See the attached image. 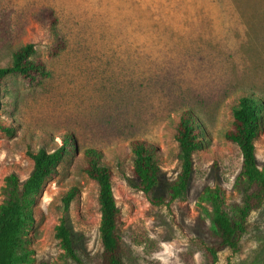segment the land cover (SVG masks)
Instances as JSON below:
<instances>
[{
    "label": "rangeland",
    "instance_id": "374dc122",
    "mask_svg": "<svg viewBox=\"0 0 264 264\" xmlns=\"http://www.w3.org/2000/svg\"><path fill=\"white\" fill-rule=\"evenodd\" d=\"M44 8L54 27L39 18ZM55 34L64 47L53 54ZM28 43L49 75L2 84L0 119L12 133L0 131V203L4 178L22 182L31 172L28 149L51 150L69 132L77 151L36 196L23 264H77L55 237L65 216L82 264L97 263L100 214L97 185L83 171L85 147L101 150L113 172L123 264H207L200 243L216 240L202 191L220 187L229 214L242 204L241 155L224 133L241 95L264 102V0H0V66ZM185 109L207 145L193 156L185 196L156 206L133 187L127 144L157 146L153 195L167 198L180 169L174 127ZM255 161L264 164V119ZM72 187L79 193L65 215L62 197ZM216 264H264V203L249 216L238 252L221 248Z\"/></svg>",
    "mask_w": 264,
    "mask_h": 264
},
{
    "label": "trees",
    "instance_id": "16d2710c",
    "mask_svg": "<svg viewBox=\"0 0 264 264\" xmlns=\"http://www.w3.org/2000/svg\"><path fill=\"white\" fill-rule=\"evenodd\" d=\"M38 16L48 26L54 27L56 24L55 16L47 8L40 9ZM63 47L62 37L55 34L50 52L56 54ZM34 53L33 44L28 43L12 51L9 63L0 66V108L5 78L17 77L31 84L48 77L49 72L44 63L34 57ZM231 117L230 126L224 137L238 148L241 155L242 204L234 207L232 214H229L225 210L220 187L205 188L202 191L200 199L211 205V226L213 239L216 240V243H200L207 264H216L218 252L223 247L229 248L233 254L238 252L249 216L264 203V164L258 168L255 161V142L264 119V102L246 92L231 106ZM201 128L196 115L190 109L179 113L173 139L178 148L180 169L168 186L167 198L153 195V189L161 173L157 146L143 138H132L128 142L132 159L130 173L133 187L142 192L153 205H168L185 196L193 170V156L207 145ZM0 131L12 133L11 127L4 124L1 119ZM60 140L61 143L55 144V148L51 150L41 145L36 150L26 151L33 167L24 181L20 182L15 174H9L4 178L1 188L3 200L0 203V264H23L28 260L26 247L29 239L25 235L33 225L32 210L36 196L45 183L57 175L58 165L77 151L76 141L71 133L63 134ZM81 155L84 173L97 185L100 214L98 237L101 251L96 264H123L120 210L112 191L113 172L101 150L85 147ZM78 193V189L72 187L62 197L65 215L70 202ZM55 237L59 239L66 257L77 264H82L75 253L71 228L66 216L56 227Z\"/></svg>",
    "mask_w": 264,
    "mask_h": 264
}]
</instances>
